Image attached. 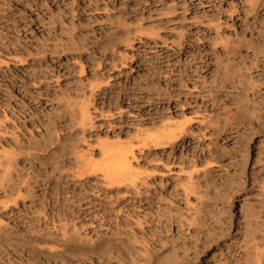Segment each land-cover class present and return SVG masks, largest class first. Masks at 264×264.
<instances>
[{"label": "rangeland", "instance_id": "374dc122", "mask_svg": "<svg viewBox=\"0 0 264 264\" xmlns=\"http://www.w3.org/2000/svg\"><path fill=\"white\" fill-rule=\"evenodd\" d=\"M189 118L178 141L142 144ZM103 145L134 147L135 185L91 171ZM0 164V264H264V0H0ZM12 187L32 197L4 207ZM91 200L142 223L75 216L103 246L70 247L44 212Z\"/></svg>", "mask_w": 264, "mask_h": 264}, {"label": "bare ground", "instance_id": "6f19581e", "mask_svg": "<svg viewBox=\"0 0 264 264\" xmlns=\"http://www.w3.org/2000/svg\"><path fill=\"white\" fill-rule=\"evenodd\" d=\"M255 3V2H254ZM71 37V36H70ZM62 46V48H63V50H64V48L65 47H63V45H61ZM59 48V47H58ZM58 48H57V50H58ZM67 48V47H66ZM69 48H73L72 46L71 47H69ZM76 49V48H75ZM30 52V51H29ZM32 53V52H31ZM34 54V53H33ZM37 54V53H36ZM18 59V58H17ZM258 59H259V57H258ZM17 61V60H16ZM19 61V64H23V63H25V61L24 60H18ZM255 61V60H254ZM79 67L81 68V69H83V65H79ZM94 67V66H93ZM243 73V72H242ZM250 73V72H249ZM251 74V73H250ZM59 76V75H58ZM260 76V75H259ZM249 77V76H248ZM252 77V76H251ZM253 77H255V76H253ZM261 77V76H260ZM258 78V77H257ZM257 78H255V79H257ZM251 79V78H250ZM251 80H253V79H251ZM239 81V80H238ZM91 82V81H90ZM252 82V81H251ZM257 82V81H256ZM93 83V82H92ZM253 83V82H252ZM90 85H91V83L89 84V87H90ZM257 85V84H256ZM88 86V85H87ZM91 86H93V85H91ZM100 86V85H99ZM253 86H255V84L253 85ZM93 87H96V85L95 86H93ZM102 87V86H101ZM92 88V87H91ZM84 89V88H83ZM86 90V89H85ZM92 90V92L94 93L95 92V94H96V89L95 88H92L91 89ZM102 91V90H101ZM100 91V92H101ZM91 92V91H90ZM92 92L90 93L91 95H92ZM85 93V92H84ZM90 94H88V95H90ZM92 97H93V95H92ZM94 98V97H93ZM68 99V98H67ZM92 101L91 99H90V97L88 98V101L87 102H89V103H87V102H85V104H86V106H85V108H86V110H85V108H84V110H82V116L84 117V114H86L87 113V111H88V106H89V104H90V101ZM70 102V101H69ZM72 103V102H71ZM121 106V105H120ZM75 108V107H74ZM74 108L72 109V110H74ZM111 108V107H110ZM119 109V108H118ZM75 110H76V108H75ZM78 110V109H77ZM120 112L122 111L121 109L119 110ZM74 112V111H73ZM73 112H71L72 114H73ZM79 112V111H78ZM108 112V111H107ZM77 113V112H76ZM101 113H103V111L101 112ZM110 113V112H109ZM103 115V114H102ZM81 116V115H80ZM81 118V117H80ZM75 119V118H74ZM83 119V118H82ZM191 118H189V119H185V121L183 122L182 121V123L181 124H179L180 126H179V129H176L175 128V126L173 127V130H171V126H173V125H166L165 127H170L169 129L167 128L166 130H164V131H161V133L160 134H155V135H149V134H147L148 136L143 140V145L144 146H148V145H150L151 143L152 144H154L155 145V147H164V146H166V145H168V144H170V143H174L175 141H178L177 139V137H179L181 134H184L186 131H187V129H186V127H185V125H186V123L187 122H189V121H191L190 120ZM86 121V124H87V120H85ZM82 122H84V119H83V121ZM180 122V121H179ZM54 124V123H53ZM82 124V123H81ZM86 124H83V125H86ZM89 125V124H88ZM77 126V125H76ZM164 126V125H163ZM189 127V126H188ZM176 129V131H175V129ZM165 129V128H164ZM55 130V129H54ZM158 130V129H157ZM161 130V129H160ZM160 130H158V131H160ZM178 130V131H177ZM185 135V134H184ZM182 138V137H181ZM121 139V138H120ZM108 141V140H107ZM101 142V141H100ZM129 142V141H128ZM138 142V141H137ZM141 142H142V139H141ZM127 143V141L125 142V144ZM130 143V142H129ZM132 143V142H131ZM128 144V143H127ZM111 146V145H110ZM106 147V145H103L102 146V149H100L101 150V153L104 155V158H103V160L102 161H100V162H97V160H93V161H95V162H93V161H91L90 160V162H89V164H90V166H91V171L93 172V171H96V170H100L102 173H103V176H104V178L109 182V184L112 186V185H114V184H121L122 182H123V180H126V179H128V177H129V181L128 182H130L132 185H135V183H136V181H135V179H136V176H135V179H134V176H128L127 175V173H130L131 172V170L132 169H134V168H132L133 166L131 165V161H130V156H134V152H133V149H134V147L132 146V145H130V146H128V147H126V146H111V147ZM36 147V146H35ZM65 147V146H64ZM100 148V147H99ZM8 150V149H7ZM6 150V152L3 154V157H2V160H1V163H2V170H3V177L5 178L6 176L8 177V179L10 180V177L11 176H9V175H12V172H13V166H15L16 165V163L14 164V162H16V160H13V159H15L16 158V156L15 155H17V153H15V151H13L12 149L10 150L11 152H8ZM23 153V152H22ZM2 154V153H1ZM29 156H31L30 154H28ZM34 155V154H33ZM55 156V155H54ZM91 157V156H90ZM54 158V157H53ZM17 159V158H16ZM38 159V158H37ZM54 160V159H53ZM32 162V161H31ZM44 162V161H43ZM45 163V162H44ZM54 164V163H53ZM60 164V163H59ZM76 164V163H75ZM86 164V163H85ZM84 164V165H85ZM1 165V164H0ZM79 166V165H78ZM132 166V167H131ZM84 167V166H83ZM210 168V167H209ZM90 170V169H89ZM19 171H17V174H19V176L20 175H22L21 174V172L20 173H18ZM2 173V172H1ZM23 173V172H22ZM26 173V172H25ZM126 173V174H125ZM132 173H133V170H132ZM24 174V173H23ZM24 175H26V174H24ZM28 176H29V174H27ZM35 174H33V176H34ZM76 175V174H75ZM81 175H83V172L82 171H80L79 172V174L77 175V178H82V176ZM28 176H27V178H28ZM128 176V177H127ZM6 177V178H7ZM16 177V176H15ZM21 177V176H20ZM22 177H23V175H22ZM26 178V177H25ZM25 178H23L24 180H22V183H23V185L26 183L27 184V187L28 188H26L27 189V191L26 192H31V190H32V188L30 187V180L29 179H31V176H29V179H25ZM33 178H35V176L33 177ZM32 178V179H33ZM15 179V178H14ZM22 179V178H21ZM21 179H20V181H21ZM44 179V181L43 182H41V180H40V178H38V177H36V179H35V187L38 185V186H42L43 188H45L46 189V187L47 188H49L50 187V178H43ZM9 180H6V182L7 181H9ZM19 180V179H18ZM5 181V180H4ZM127 181V180H126ZM12 182H14V180L12 181ZM25 182V183H24ZM78 182V181H77ZM10 183H11V181H10ZM18 183V182H17ZM5 184V183H4ZM9 184V183H8ZM7 184V185H8ZM13 183H11V185H12ZM20 184V183H19ZM14 185V184H13ZM12 185V186H13ZM106 185H108V184H106ZM6 186V185H5ZM15 186V185H14ZM18 186V185H17ZM25 186V185H24ZM4 187V186H3ZM11 186H10V184H9V187L8 188H10ZM20 187V186H19ZM34 187V188H35ZM41 188V187H40ZM40 188H37V189H34V192L33 193H35L34 195H35V201H37V200H39L40 199V193H38V189H40ZM6 189H7V186H6ZM17 189V188H16ZM7 190H9V189H7ZM6 190V191H7ZM10 190H14V191H17V190H15V188H11ZM42 190V189H41ZM40 190V191H41ZM4 191H5V189H4ZM5 191V192H6ZM11 192V193H9V191H7L8 193L6 194V196H5V199L4 200H2V205L4 206V207H7L8 205H15V206H17V207H20V206H18V205H20L19 204V202L23 199V200H25L26 198H27V196H30V198L32 197L31 195H28L27 193H22V192H20L21 191V189H19L17 192V194H14V193H16V192ZM46 191V190H45ZM55 191V190H54ZM4 192V193H5ZM32 193V194H33ZM44 193V192H43ZM43 196V195H42ZM41 196V197H42ZM64 197V196H63ZM29 198V199H30ZM34 198V197H33ZM21 199V200H20ZM57 199V198H56ZM92 201V200H91ZM49 202V201H48ZM55 202V201H54ZM93 202V201H92ZM40 203V202H39ZM64 203V202H63ZM57 204V203H56ZM58 205V204H57ZM60 205V204H59ZM69 205V204H68ZM80 205V204H79ZM2 206V207H3ZM75 206H77L78 207V205H75ZM45 207V206H44ZM52 207V206H51ZM57 207V206H56ZM63 207V206H62ZM62 207H61V210L59 209L58 211H59V213H57L56 211H54L53 209L51 210L52 212H50V213H45L44 212V214H45V217H51L52 218V222H53V228L54 229H58L59 231H61V235H62V237L67 241V243L68 244H70V247H74V248H78V249H88V250H90V251H98V250H102V246H103V237L101 236V237H99V238H97V240H93V241H91L90 243H83V242H81V240L79 239V237H78V235H77V233H76V230H75V227H73L72 228V226H68V224L67 223H69L68 221H69V219H73L75 216L76 217H80V216H82V214H84V216H82V217H84L83 219L84 220H80V221H82V223H85V222H88V221H90L89 223L91 224L90 226L92 227V228H97V229H95V230H97V231H101V230H103V229H107V230H111L112 232H114L115 234H117V233H119V234H121L120 232L122 231V229L123 228H126V226L127 225H129L132 221L133 222H135L136 224H140V223H142V219L139 217H136V218H131L130 216H129V214L127 213V210L125 209V205L122 207H120V206H118V205H114V204H107V203H105V202H93V203H90V204H86V205H84V204H82L81 206H79V208H77V207H66L65 208V210H63L62 209ZM50 208V207H49ZM55 209V208H54ZM38 210V209H37ZM50 210V209H49ZM44 211V210H43ZM65 211V212H64ZM126 212V213H125ZM43 213V212H42ZM62 214V219H64V220H67L66 222H63V223H60L59 225H58V223H57V220H58V218H59V216ZM41 214V213H40ZM43 214V215H44ZM31 215V214H30ZM37 217V216H36ZM143 218V217H142ZM145 218H147V217H145ZM63 221V220H62ZM61 221V222H62ZM79 221V220H78ZM4 221H2V223H3ZM51 222V223H52ZM73 222H74V219H73ZM115 222V223H114ZM5 223V222H4ZM5 225V224H4ZM46 225V224H45ZM75 225V224H74ZM79 225V224H78ZM41 226V225H40ZM81 226V225H80ZM38 227V226H37ZM44 227V226H43ZM42 227V228H43ZM79 228V227H78ZM37 230V229H36ZM52 230V229H51ZM124 230V229H123ZM36 232V231H35ZM48 233V232H47ZM102 233V232H101ZM128 234V233H127ZM43 235V234H42ZM45 235V234H44ZM51 235V234H50ZM58 235V234H57ZM95 235V234H94ZM124 235V234H123ZM35 236V235H34ZM96 236V235H95ZM86 237V236H85ZM81 238V237H80ZM84 238V237H83ZM62 240V239H61ZM255 240V239H254ZM45 243V242H44ZM55 243V242H54ZM53 243V244H54ZM111 243V242H110ZM114 243V242H113ZM256 243V242H255ZM38 244V243H37ZM42 244H43V242H42ZM52 244V243H51ZM60 245V244H59ZM226 245V244H225ZM42 246V245H41ZM57 246V245H56ZM65 246H67V245H65ZM39 247V246H38ZM50 247H51V245H50ZM228 247V246H227ZM259 249V248H258ZM51 250V253L54 255L55 253H58L57 252V250H53V248L52 249H50ZM50 250H49V252H50ZM18 251H20V250H18ZM147 251V250H146ZM149 251V250H148ZM69 252V251H68ZM258 252H260L259 254H258ZM257 252V254H258V257H260V259H261V257H262V252L261 251H258ZM8 253V252H7ZM29 253V252H28ZM36 253V252H35ZM44 253V252H43ZM50 253V254H51ZM112 253V252H111ZM151 253V252H150ZM149 253V254H150ZM218 253V252H217ZM6 254V253H5ZM27 255V254H26ZM152 255V254H151ZM214 255H216V254H214ZM259 255H261V256H259ZM18 256V255H17ZM149 256V255H148ZM16 257V256H15ZM176 257V256H175ZM20 259V258H19ZM22 259V258H21ZM28 259V258H27ZM168 259V258H167ZM171 259H172V262H170L171 261ZM176 259V258H175ZM3 260V259H2ZM166 260V259H165ZM164 260V261H165ZM173 258H169V263L168 262H166V263H168V264H180V262L179 261H176V260H178V258L176 259V260H174ZM11 261H12V259H11ZM25 261V260H24ZM163 261V262H164ZM166 261H168V260H166ZM258 261V260H257ZM22 262V261H21ZM7 263V262H6ZM35 263V262H34ZM165 263V262H164ZM31 264V263H30ZM37 264V263H36ZM163 264V263H162ZM181 264H183V263H181Z\"/></svg>", "mask_w": 264, "mask_h": 264}]
</instances>
